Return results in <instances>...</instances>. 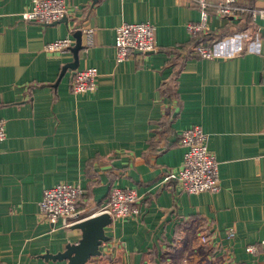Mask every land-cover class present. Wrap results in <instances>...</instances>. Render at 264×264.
Here are the masks:
<instances>
[{
	"label": "crops",
	"instance_id": "crops-1",
	"mask_svg": "<svg viewBox=\"0 0 264 264\" xmlns=\"http://www.w3.org/2000/svg\"><path fill=\"white\" fill-rule=\"evenodd\" d=\"M32 2L0 0V264L65 263L43 255L76 242L80 229L38 212L58 182L85 189L84 212L112 186L142 199L140 219H111L86 264H264V20L210 13L207 33L221 35L214 56H176L187 23L201 19L188 0H64L65 18L48 24L21 18ZM141 21L154 25L157 49L116 61V27ZM77 30L75 70L99 76L94 91L74 94ZM63 37L68 49H44ZM194 124L218 162L216 192L186 193L164 178L181 164L180 131Z\"/></svg>",
	"mask_w": 264,
	"mask_h": 264
},
{
	"label": "built area",
	"instance_id": "built-area-1",
	"mask_svg": "<svg viewBox=\"0 0 264 264\" xmlns=\"http://www.w3.org/2000/svg\"><path fill=\"white\" fill-rule=\"evenodd\" d=\"M201 13L199 21L187 23L189 35L208 32L206 16L210 13L239 20L244 16L251 21L264 20V8L241 3L239 0H188ZM67 14L64 0H33L31 9L24 11L21 18L40 24L52 23ZM89 36L91 28L81 27ZM155 27L147 21L124 22L115 29L114 48L115 60L121 61L135 53L144 54L157 49L154 38ZM91 44V38H88ZM72 44L70 37H63L45 44L46 51H64ZM195 54L202 58H211L215 51L213 45L205 41L195 48ZM99 73L96 67L88 66L76 69L72 75L70 90L74 94L91 92L96 89ZM6 136L4 120L0 118V140ZM207 136L202 128L191 125L179 133V144L184 148L183 158L179 167L167 171L165 179H173L179 188L190 194L204 191L216 192L220 182L218 162L215 155L207 147ZM85 194V189L78 184L58 182L43 190L38 203L39 215L52 223L60 221L62 227H68L85 217L106 212L111 219H140L142 199L135 189L112 186L105 203L84 212L79 207ZM91 211L90 213H88ZM234 230L228 229L227 236L232 237ZM200 242H207L205 235L199 236ZM246 250L256 252L255 245H247Z\"/></svg>",
	"mask_w": 264,
	"mask_h": 264
},
{
	"label": "water",
	"instance_id": "water-1",
	"mask_svg": "<svg viewBox=\"0 0 264 264\" xmlns=\"http://www.w3.org/2000/svg\"><path fill=\"white\" fill-rule=\"evenodd\" d=\"M62 18L64 19L65 16ZM74 35L76 43L71 47V50L75 60L68 64V67L72 69V75L77 65V51L81 48L80 31L77 30ZM110 222V215L101 212L73 223L71 226L81 231L80 238L76 242L66 243L62 251L54 254L46 253L43 257L51 258L53 261H65L64 264H86L91 257L100 254V244L108 239L104 227Z\"/></svg>",
	"mask_w": 264,
	"mask_h": 264
},
{
	"label": "trees",
	"instance_id": "trees-1",
	"mask_svg": "<svg viewBox=\"0 0 264 264\" xmlns=\"http://www.w3.org/2000/svg\"><path fill=\"white\" fill-rule=\"evenodd\" d=\"M245 17V16H244ZM223 36V35H222ZM219 38H221V35H216L215 33H198L194 36L189 35V40L185 43L182 44L181 47H179V49L177 51H174V54L179 55L182 54V52L184 51V49H187L188 52L184 51L186 55H190V56H197L195 54V48L199 45L200 42L205 41L206 43H208L209 45L213 44L216 40H218ZM175 50V49H173ZM168 54L171 52V50L166 51ZM173 53V51H172ZM81 206V204L79 205Z\"/></svg>",
	"mask_w": 264,
	"mask_h": 264
}]
</instances>
